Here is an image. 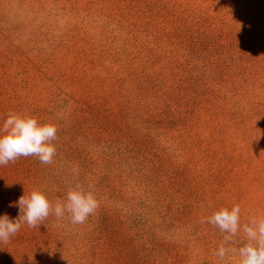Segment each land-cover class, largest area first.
<instances>
[{"label": "rangeland", "instance_id": "1", "mask_svg": "<svg viewBox=\"0 0 264 264\" xmlns=\"http://www.w3.org/2000/svg\"><path fill=\"white\" fill-rule=\"evenodd\" d=\"M10 112L54 124L56 155L0 166V216L76 184L99 207L22 223L0 264H238L243 232L221 261L201 220L264 216V0H0Z\"/></svg>", "mask_w": 264, "mask_h": 264}, {"label": "clouds", "instance_id": "2", "mask_svg": "<svg viewBox=\"0 0 264 264\" xmlns=\"http://www.w3.org/2000/svg\"><path fill=\"white\" fill-rule=\"evenodd\" d=\"M56 138L57 128L54 124L42 123L27 112H10L0 125V166L14 163L21 156H36L42 164H51L56 155L53 143ZM10 206H18L19 215L15 220L7 214L0 216V242L4 243L20 230L22 223L26 222L30 228H38L50 214L57 219L67 214L73 224H83L97 210L99 203L92 190L76 184L68 190L65 201L57 199L54 206L39 188L28 195H21ZM240 213L238 204L230 208L222 206L201 220V223H209L225 233L215 255L224 261L234 251L226 245L237 243L235 237L242 231V246L235 249L239 256L238 264H264V216L249 218L241 225Z\"/></svg>", "mask_w": 264, "mask_h": 264}]
</instances>
